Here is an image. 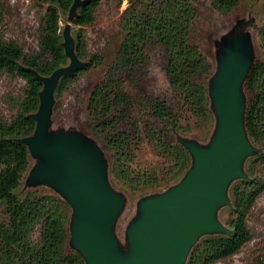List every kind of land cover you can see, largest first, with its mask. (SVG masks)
Returning a JSON list of instances; mask_svg holds the SVG:
<instances>
[{"label": "trees", "instance_id": "16d2710c", "mask_svg": "<svg viewBox=\"0 0 264 264\" xmlns=\"http://www.w3.org/2000/svg\"><path fill=\"white\" fill-rule=\"evenodd\" d=\"M48 3L40 22V52L26 56L12 40L0 37V71L16 73L25 81L23 98L17 103L18 113L11 121L0 120V264H85L82 256L72 248L70 239L71 206L55 194H41L36 190L19 193L24 174L29 168L27 147L16 141L33 133L35 122L28 115L36 112L41 82L28 70L48 76L56 68L66 66L68 59L60 46L61 14H67L73 0H38ZM126 2L119 17L123 38L115 59L105 77L90 92L87 110L96 136L113 156L112 172L131 189L140 186H159L161 178L155 169L137 172L132 168L142 139L139 125L154 149L169 163L160 173L182 177L192 165L191 155L181 143L171 139L172 130L181 128L188 114L194 118H208L209 90L204 79L210 65L195 43L191 41L197 11L191 0H114ZM101 0H89L76 9L70 34L74 53L85 66L72 76L61 77L54 97L65 92L71 82L89 67L101 62L98 55L86 52L82 27L93 21ZM222 14L229 13L239 0H210ZM2 20L0 12V22ZM264 48V23L259 29ZM158 43L166 56L164 74L174 91L173 102L151 96H129L123 81L135 85L137 71L144 66L148 45ZM248 92L243 124L253 142L264 141V56L251 63L243 81ZM138 106L142 117L128 116ZM143 111V112H142ZM159 122L158 128L154 122ZM264 171V151L245 161L246 178H239L229 187L231 198L228 222L230 234H207L190 247L184 264H214L236 254L250 240L246 215L262 190L257 168ZM228 189V188H227ZM256 264H264V254Z\"/></svg>", "mask_w": 264, "mask_h": 264}, {"label": "rangeland", "instance_id": "374dc122", "mask_svg": "<svg viewBox=\"0 0 264 264\" xmlns=\"http://www.w3.org/2000/svg\"><path fill=\"white\" fill-rule=\"evenodd\" d=\"M197 11L195 29L191 41L197 45L210 65V73L204 79L209 90L213 80L226 62L225 47H233L236 41L239 44L240 56L247 58L250 64L264 56V48L259 35V29L264 23V0H239L229 13L222 14L216 10L210 0H191ZM48 3L38 0H0V37L4 40L15 41L26 56H35L40 52V22L44 16ZM126 2L117 5L114 0H101L93 21L82 27L86 52L88 55H98L101 62L89 67L71 82L68 89L59 97H53V104L49 114L46 134L73 135L94 149L104 165L105 177L110 190L121 199V208L112 223V235L115 239L118 252L122 256L130 254L127 240V231L140 215V204L143 200L165 194L175 186L181 177H169L160 173V169L167 167L165 159L157 153L153 144L146 138L143 125H139V136L142 139L136 151L132 168L137 172L143 169H155L161 178L159 186H140L131 189L115 177L112 172V153L103 145L102 138L96 136L89 121L87 101L92 89L105 77L115 59L117 48L123 38L119 28V17L125 9ZM67 24V14H61L59 26L62 33ZM76 27L71 24L70 31L74 33ZM146 62L142 69L137 71L135 85L128 80L123 81V89L129 96L151 95L165 101L168 105L173 102L174 91L170 87L164 67L166 56L160 44L154 43L146 48ZM25 81L16 73L0 71V120L11 121L18 113L17 103L23 98ZM240 97L245 108L249 95L240 88ZM143 112V111H142ZM244 113V110H243ZM208 118H194L185 114L181 121V128L172 130L171 139L175 143L189 142L202 149L211 147L217 118L212 108L211 99L208 103ZM128 116L140 119L142 113L138 106H133ZM152 122H154L152 120ZM154 124L160 128L159 122ZM254 153L246 156L242 162V172L246 174L245 161L247 158L264 151V141L253 142L245 133ZM40 158L29 154V168L24 174L19 193L36 190L41 194H55L64 199V195L56 190L52 184L44 182L32 183L28 175L39 163ZM260 177L262 190L250 207L246 215V225L250 232V240L234 255L221 259L214 264H256L257 259L264 254V171L256 167ZM226 197L230 204L229 187ZM229 204L220 206L215 212L216 220L229 228L231 218ZM207 235L202 234L200 237Z\"/></svg>", "mask_w": 264, "mask_h": 264}, {"label": "water", "instance_id": "95a60500", "mask_svg": "<svg viewBox=\"0 0 264 264\" xmlns=\"http://www.w3.org/2000/svg\"><path fill=\"white\" fill-rule=\"evenodd\" d=\"M88 1L73 0L68 11L60 44L68 64L48 76L28 68L42 84L38 108L28 115L35 122L33 133L16 139L31 156L40 158L28 179L52 184L64 195L72 210L69 242L85 264H184L190 247L202 234H230L231 230L216 220L215 212L229 204L226 189L230 182L247 177L242 162L255 151L246 139L240 97L251 64L240 56L236 41L233 47L224 48L226 62L209 89L217 118L213 143L202 149L179 142L188 149L192 165L165 194L141 202L139 218L127 231L131 252L122 256L112 235V223L122 202L107 184L99 154L71 134H46L60 78L85 66L74 53L70 26L76 9Z\"/></svg>", "mask_w": 264, "mask_h": 264}]
</instances>
